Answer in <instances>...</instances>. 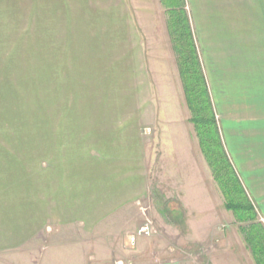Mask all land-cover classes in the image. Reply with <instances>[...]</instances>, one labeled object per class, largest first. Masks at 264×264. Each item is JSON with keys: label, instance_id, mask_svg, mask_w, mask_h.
Here are the masks:
<instances>
[{"label": "crops", "instance_id": "obj_1", "mask_svg": "<svg viewBox=\"0 0 264 264\" xmlns=\"http://www.w3.org/2000/svg\"><path fill=\"white\" fill-rule=\"evenodd\" d=\"M4 1L10 17L14 9L24 21L26 36L40 28L34 49L32 36L25 40L31 42L25 53L41 62V71L34 72L42 75L43 94L48 84L50 90H85L92 111L71 114L63 128L49 130L43 109L39 129L32 130L39 133V145L0 147V252L28 248L49 228H57L86 235L88 253L81 259L76 253L72 264H101L110 258L108 245L136 229L137 203L148 195L139 129L148 125V101L136 94L153 84L147 75L144 34L156 25L152 0ZM257 1L264 5V0ZM188 2L230 163L248 199L264 216V7L248 19L243 7L229 13L222 0ZM204 13L208 16L203 18ZM25 68L31 69L27 62ZM48 72L55 85L44 76ZM221 72L235 76L224 82ZM236 82L242 86L232 99L224 84L232 89ZM52 117L58 125L59 116ZM158 121L156 116L153 127ZM170 147L167 153L176 154L177 147ZM189 153L179 170L192 194L198 186L203 190V181L196 155ZM203 166L206 170L205 162ZM184 192L190 195L187 188Z\"/></svg>", "mask_w": 264, "mask_h": 264}, {"label": "rangeland", "instance_id": "obj_2", "mask_svg": "<svg viewBox=\"0 0 264 264\" xmlns=\"http://www.w3.org/2000/svg\"><path fill=\"white\" fill-rule=\"evenodd\" d=\"M181 1L201 64L198 40L190 24L191 8L188 0ZM222 2L225 9L230 10L229 13L236 12L235 7H243L244 16L248 19L255 18V13L258 16L261 8L264 7L257 0H222ZM151 5H153L156 25L154 30L144 34L146 35L145 46L149 54L147 75L153 84L151 89L139 90L136 94V97L148 101L146 105L148 125L139 128L145 143L144 163L148 195L143 201L137 203L138 210L134 222L136 229L123 232L118 242L114 243L115 246L107 244L109 248L111 247L108 251L110 258L104 259L101 264H162L166 262L172 264H264V216L255 209L245 191L247 202L254 211L251 218L243 216V212L240 214L226 208V199L200 149L195 127L191 122L192 114L185 102L177 55L169 37L168 28L166 31L169 19L167 10L160 0H152ZM12 14L10 17L8 3L0 0V147L3 146V148L8 145L19 147L39 145L41 139L39 133L32 130L39 129V116L43 109L44 114H48L49 130H55L56 127L63 128L67 117L71 114H85L92 111L87 104L89 94L83 93L85 90H74L73 93L66 88H61L59 91L52 87L53 90H50L51 85L48 84L47 91L43 94V90L40 89L42 75L34 72L36 69L41 71L43 68L41 62L36 61L34 57L27 59L31 52L25 53V49L31 42L34 49L36 42L33 41L39 38L40 28H34V32L26 36L23 31L26 28L24 21H20L18 14L14 15V9ZM205 16H208V13L203 15V18ZM31 36L32 41L25 42ZM26 62L31 68L27 72ZM203 75L205 77L204 73ZM44 76L48 77V83L51 81L53 85L56 84L52 73L48 72ZM219 76L225 78L224 82H226V77L235 75H226L221 72ZM58 83L61 84V82ZM229 84H224L225 94L232 99L238 98V88L241 89L242 85L237 83L230 89ZM208 93L210 96L209 89ZM43 95L47 98V106H40ZM83 96L85 99L82 98ZM211 104L213 107L212 100ZM154 109H156V115ZM213 111L221 145L230 162L224 146L219 117L214 107ZM56 115L59 116L58 125L55 121H51V116L54 118ZM156 116L159 121L157 127H153L156 126V124L153 125ZM80 124L86 125L84 122ZM165 134H168V139L165 138ZM226 139L228 142L227 135ZM169 146L177 147V153L168 154ZM190 151L196 155L197 165L201 166L203 181V190L198 186L192 194L190 192L193 188L183 185L184 177H181L184 173L183 169L179 170L184 163L185 155L189 156ZM232 157L238 159L235 154H232ZM202 159L205 160L206 170H204ZM233 171L235 172L234 169ZM192 174L195 173L192 172ZM193 180L191 178L189 182ZM240 186L242 187L241 182ZM186 188L190 195L184 192ZM233 192L236 196L235 189ZM144 225H150L152 233L135 237L134 242L131 243L129 237L136 234L137 230ZM56 229L49 228L47 235L38 237L28 248L0 252V264H72L71 262L77 257L76 253H79L80 259L81 255L88 253L85 249L87 246L84 245L86 235L76 232L69 234ZM82 240L83 243H81Z\"/></svg>", "mask_w": 264, "mask_h": 264}, {"label": "trees", "instance_id": "obj_3", "mask_svg": "<svg viewBox=\"0 0 264 264\" xmlns=\"http://www.w3.org/2000/svg\"><path fill=\"white\" fill-rule=\"evenodd\" d=\"M160 1L169 16L168 33L177 55L185 102L192 114L191 122L195 127L200 149L224 194L226 208L240 214L243 212V216L251 218L253 207L248 204L245 192L221 145L207 84L193 44L189 21L181 5L182 1ZM233 189L236 190V196Z\"/></svg>", "mask_w": 264, "mask_h": 264}, {"label": "built area", "instance_id": "obj_4", "mask_svg": "<svg viewBox=\"0 0 264 264\" xmlns=\"http://www.w3.org/2000/svg\"><path fill=\"white\" fill-rule=\"evenodd\" d=\"M152 227L150 226V225H144V226H142V227H140L138 230H137V232H136V234H132L130 237H129V241L132 243V242H134V238L135 237H139V236H141V235H144V234H151L152 233ZM135 235V236H134ZM118 264H122V263H118Z\"/></svg>", "mask_w": 264, "mask_h": 264}]
</instances>
